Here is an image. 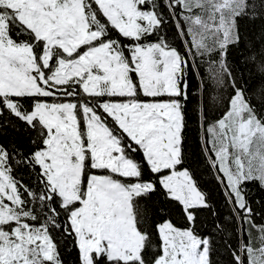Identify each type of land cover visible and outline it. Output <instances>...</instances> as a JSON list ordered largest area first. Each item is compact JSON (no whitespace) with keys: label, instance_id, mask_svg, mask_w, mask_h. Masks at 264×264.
Wrapping results in <instances>:
<instances>
[{"label":"snow or ice","instance_id":"6c2138e0","mask_svg":"<svg viewBox=\"0 0 264 264\" xmlns=\"http://www.w3.org/2000/svg\"><path fill=\"white\" fill-rule=\"evenodd\" d=\"M0 264H264V0H0Z\"/></svg>","mask_w":264,"mask_h":264}]
</instances>
